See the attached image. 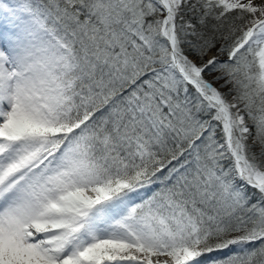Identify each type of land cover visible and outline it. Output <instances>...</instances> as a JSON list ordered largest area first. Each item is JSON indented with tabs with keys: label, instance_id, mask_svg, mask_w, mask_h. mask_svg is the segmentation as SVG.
Wrapping results in <instances>:
<instances>
[{
	"label": "rangeland",
	"instance_id": "rangeland-1",
	"mask_svg": "<svg viewBox=\"0 0 264 264\" xmlns=\"http://www.w3.org/2000/svg\"><path fill=\"white\" fill-rule=\"evenodd\" d=\"M94 1V12L99 11L100 17L105 12L109 14L101 22L103 30L79 22L52 0H0V13L10 12L20 26L24 25L21 32L31 35L22 37L30 48L40 52L35 58L44 78L41 84H34V93L41 96L39 102L44 113L33 115L24 102L11 97L15 103L8 107L7 125L0 130V264H164L154 259L156 253L176 256L174 264H235L241 262L240 257L245 254L257 255V264H264V234L260 239L258 236L252 239L232 236L228 241L232 246L219 253L210 249L203 251L200 247V242L210 231H223L227 227L225 224H233L235 218L237 224H243L252 233L264 231V179L260 181L264 170L260 168L259 160L263 156L260 151L264 149V37L257 34V24L264 19L262 10H255L245 0H191V4L193 1L208 3L204 8L209 15L220 22L219 18L227 17L222 23L233 22L232 37H242L234 46L241 44V47L234 52L233 47L227 55L218 48L225 45L223 36L216 49L205 52L204 62L195 65L199 68L195 73L191 67L193 58L183 56L175 49L176 32L171 24V12L180 15L179 6L189 0H161L169 7L165 26L163 10L157 7V0ZM127 7L132 9L131 16L134 17L128 23L134 35L124 34L123 40L122 34L116 35L114 31L107 35L104 27L110 29L111 21ZM3 26L0 18V36L8 39ZM12 35L17 34L13 32ZM117 47L123 55V74L128 68L145 71L131 81L130 88H135L130 93L107 100L106 114L113 113L119 101H124L127 109L139 103L147 111L155 110L157 124L165 118L170 128L181 126L182 136L188 138L187 150L181 153L177 164L169 166L153 181L144 179L130 184L126 176L113 182L106 180L109 178L103 173L106 169L102 168V157L88 151L89 134L81 130L80 123L70 124L78 114L86 113L94 104L100 103L92 102L84 88L93 87L92 74L107 61L110 50ZM172 50L177 65L186 74L193 78L200 76L199 82L191 81L193 90L214 104L216 110H211L209 103L210 107L206 105L204 112H209L215 121L208 118L197 121L191 117L190 104L185 100L193 99L195 92L176 71ZM16 54L13 53L14 60L25 68ZM118 55L116 52V59ZM202 78L206 80L201 82ZM117 80L113 78L111 82ZM211 83L214 88L209 89ZM180 89L181 96L178 95ZM216 97L223 101L224 113L211 99L217 100ZM164 104L172 112L177 109V117L173 112V118L168 120L163 113ZM216 121L221 122L226 131V142L219 143L213 137ZM232 127L236 130L234 135ZM246 141L253 145L257 152L254 157L260 165L245 158ZM109 143L108 140L97 142L99 148ZM125 155L126 161L130 162L133 156L128 150ZM216 155L220 158L216 159ZM224 155H230L233 162L224 159ZM124 163L123 166L127 165ZM179 168L178 173L185 177H173ZM183 181L192 185L194 191L180 187ZM240 182L255 187L252 197L245 195ZM51 183L56 187L49 189ZM198 184L207 188L209 196L215 194V198L204 199L205 193L198 189ZM13 188L23 197L37 202L38 210L44 211L42 213L63 199L62 208L83 215L81 220L76 214L69 213L51 212L47 217L52 222L77 219L71 225L59 226L65 249L75 248L65 260L48 258L45 260L49 263L44 262L47 254L39 247L40 239L26 229L31 211L19 203L8 204L10 199L18 198V193L12 192ZM35 192L47 196L48 201L40 203L33 196ZM74 192L82 193L84 197L74 202L64 197ZM179 193L181 196L188 194L190 212L177 200L173 201ZM198 199L202 204L195 202ZM82 204L87 205V209ZM103 237L106 239L100 240ZM121 238L137 250L123 253L119 259L108 258L117 249L114 239Z\"/></svg>",
	"mask_w": 264,
	"mask_h": 264
},
{
	"label": "trees",
	"instance_id": "trees-1",
	"mask_svg": "<svg viewBox=\"0 0 264 264\" xmlns=\"http://www.w3.org/2000/svg\"><path fill=\"white\" fill-rule=\"evenodd\" d=\"M43 1L46 2L48 0ZM52 1H55L58 5V8H62L66 12H69L79 22L85 23L87 26L93 24L94 26H96V28H99L101 30H103L101 23L102 20H106L109 15L105 12V15H102L100 17L99 11L94 12L92 9V2H95L94 0ZM45 2H43V4ZM206 4L208 3H204V1H193V4H191V0H189L187 3L183 2L181 3V6H179V9L181 8L180 15L177 12H171V24L173 26L174 32H176L175 38L177 41L174 43L175 49L177 50V52H179V54L183 56H190L191 58H193V64L197 66L201 65L204 62V55L206 51L217 48L216 45L219 44L218 41L222 40L223 36H225V45L219 46L218 48L227 53V55L233 49L235 44L242 38H233L234 36L232 37V33L230 30L233 26V22L230 21V23L227 24L222 23L224 19H227V17L225 16L223 18H219L221 19V22L218 20V18L214 17L213 19L209 15L208 11H206V9L204 8L206 7ZM192 5H195L196 7H192ZM131 13L132 9H130V7H127L126 9L122 10V12H118L117 15L115 14L116 16L110 24L111 28L108 29L107 27H104L105 33H107L108 35L109 32L114 31L116 35L122 34L121 40H123L124 34L132 37L134 35L133 28L128 25L129 21L132 20V18L134 19V17L131 16ZM111 14L114 16L113 11L111 12ZM144 25L145 24H143V26ZM230 33L231 35L229 36ZM116 52L119 53L117 59L115 57ZM122 56L123 55L121 51H119L118 47L116 49H111L107 61L97 69L98 71H96L95 69L94 74H92V79L94 81L91 80L93 87L85 86L84 89L86 91V95H88V97H92V102L99 101L100 103L96 105L94 104L86 113L78 114L72 119L70 124L74 125L75 123H80L81 130H85L86 133L89 134L90 139L87 143V146L89 147L88 151L91 153V155H95L100 158L102 157V168L106 169V171L103 173L109 178L106 180H111V182H113L117 178L126 176L127 178H129L130 184L137 183L138 181L144 179L153 181L158 177H161L166 172L169 166L177 164L176 160L181 159V157L179 156H181V153L184 150H187L186 145L188 142V138L182 136L181 126L170 128L169 124L166 123L165 118H162L163 121L161 120L160 124H157V113H155V110L152 109L151 111H147L142 108L141 104L139 103L127 109L124 101H119L117 106L115 107V111H113V113L109 112L106 114L107 100L109 101L110 97H120L125 93H130L131 89L135 88H130L131 81L145 71L141 68H138L137 70H135L134 68H128L127 71H125V74H123L124 72H122L121 70ZM136 71L139 72L135 73ZM131 74L133 75L131 76ZM113 78L115 80H118L112 83L111 80ZM198 78H200V76L194 77V79L199 82ZM204 80H206V78H202L201 82H204ZM185 84L190 90L195 92L193 90L194 86L192 83L186 81ZM86 87L88 88L86 89ZM212 88H214L213 83H211V87L209 89ZM209 89H206L207 92L209 91ZM197 94L198 93L195 92L193 99L189 98L188 100L184 98V100L186 99L185 101H188V104H190L188 106L191 117H193V119L197 118V121L203 118H208L209 120L215 121V119H213L214 117L208 114L209 112H204L206 105H208L209 103L210 105H212V107L208 105L210 109L216 110V108L213 106L214 104L209 102L204 97H199ZM178 95H182L181 89L178 90ZM216 98L217 100H219L220 104L223 103L221 99H219L218 97ZM239 102L242 104V100ZM162 108L163 113L166 114L165 116H167L166 118L168 120L170 118H173V112L174 116L178 113L177 109H173V112L170 111L169 107L166 104L162 105ZM87 115L88 117H86ZM102 115L107 116V120L105 117H102ZM216 123L217 129L213 131V137H215L219 143L226 142V131L223 130L222 123L219 121H216ZM231 132H233V135L235 134L236 130L234 129V127H232ZM99 140L101 142L108 140L111 141V144L109 143L110 145L106 144V146L99 148V145L97 144ZM126 145H128V149ZM252 146L253 145L248 144V141H246V143L244 144L245 158L253 162L255 165L257 162L260 165V162L254 157L257 152L253 150ZM127 150L133 156L130 162L126 161L125 159L127 158V155H125ZM260 152L263 153L262 158L259 159L261 161L260 168L264 170V149ZM262 153H260V155ZM114 155H116L117 157L114 159L111 158V156ZM216 156V159L220 158L218 155ZM223 157L224 159H228L230 162H233V159L230 155H224ZM124 162H126L127 165L123 166ZM180 169L181 168L176 171V174L173 177L179 176L180 178L181 175H183L178 173ZM182 177L185 176L183 175ZM184 181L179 186L184 188L185 191L189 190L188 192H193L194 187ZM240 185L241 188L244 189L245 195L248 196V198L252 197V192L255 190V187L250 184H243L242 182H240ZM198 186L200 187L198 189L205 193L204 199L210 200L209 197L215 198V194L209 196L210 194L206 193L207 188H205V186H202V184H198ZM187 195V193H184L183 196H181L180 193L176 194L175 197H173V201L177 200L180 204L187 208L188 212H190L191 207L189 201L186 199ZM176 197H178V199ZM184 198L186 199V201H183ZM195 202H197L199 205L202 204V200ZM249 202L250 201L248 200V203ZM237 207L238 209H241L240 205H238ZM236 220L237 219L235 218L234 222H232L233 224L231 225L225 224L227 227L223 231L215 229L213 231H210L209 234L205 236L200 242V247L202 248V250L206 251L211 248L221 247L225 245V243H227L229 240H231L232 236H240L244 238L258 236L257 238H259L262 234H264V231L257 234L252 233V231H250L248 228H245L243 224H237ZM232 232H235L236 234L230 236L229 234ZM103 239H106V237H103L100 240ZM114 240L117 249L108 258L119 259L121 254L129 252L130 250H137L132 246L130 242H126V240L122 238ZM255 257H257V255L245 254L244 257H240L239 261L241 262H236L235 264H257L258 260ZM94 263L96 262H93L91 264Z\"/></svg>",
	"mask_w": 264,
	"mask_h": 264
},
{
	"label": "bare ground",
	"instance_id": "bare-ground-1",
	"mask_svg": "<svg viewBox=\"0 0 264 264\" xmlns=\"http://www.w3.org/2000/svg\"><path fill=\"white\" fill-rule=\"evenodd\" d=\"M245 1L249 2L254 7L255 10H262V13L264 15V0H245ZM23 16H25V14ZM0 18H1L2 22L4 23L3 28H4L5 33L8 32V35H9L7 41H4V39H0V121H1L0 122V130H1V129H4L7 125V123L5 122V120H6L5 117H7L9 114V113H7L8 107L12 106V104L15 103V99H13L11 97H17L19 100L24 102L25 105H27L28 109L30 110V112L33 115H38V114L42 115L44 113L43 105L41 102H39V101H41L40 100L41 96L36 95L34 93V92H36L35 91L36 89L34 86L35 82L41 84L44 81V78H43V74L40 73L41 70L39 67H41V66L37 65L38 64V61L36 60L37 57L35 58L36 53L38 54L40 52H38L35 48H33V49L30 48L28 43L25 42L26 41L25 38H27V36L29 37L31 35H28V34L21 32L24 25H23V27L20 26L19 25L20 22L15 20V18L12 17V14L10 12H8V13L6 11L1 12ZM257 25H258L257 34L259 36L264 37V19L262 21H260ZM13 32L16 33L19 36V38H17V35L16 36L12 35ZM33 33H35V32H33ZM36 34L39 35L40 32H37ZM23 35L25 38L22 37ZM262 42H263V46H264V39L262 40ZM33 46H35V45H33ZM8 50L9 51L13 50L14 52L17 53L16 55L26 65V66H23L25 68H21L17 63L16 64L14 63V59L9 57L10 55L8 54L9 53ZM42 53H44V52H42ZM262 56H263L262 62L264 65V48H263ZM40 86H42V85H40ZM31 91H32V93H31ZM37 96H39V97H37ZM4 107H6V109H4ZM2 110H5V111H3L1 113ZM9 116H12V114H10ZM55 187H56V184L51 183L49 189H53ZM12 192L18 193V198L16 200H15V198L10 199L8 204H11V203L18 204L19 203V204L23 205L26 209L30 210L32 213L31 218H29L27 221L26 229L34 234L33 237L40 239L38 241L39 247H41L47 254V257L44 258V262L49 263V260H45L48 258L51 260L56 259V258H60L61 260H65L67 258V255L68 254L70 255V252L75 251V248H73L71 246H70L71 247L70 249H68V248H66L67 250L65 249L64 239L62 240L60 238V236H62L63 234L60 235L61 231L59 230V226H62L63 224H66V223L71 225V223L77 221V219H74L73 221H70V220L59 221L58 220V221L52 222L47 217L49 216V214L51 212H57L58 214H63V215L69 213V215H72V216H74L76 214L78 216V220H81L83 215H80V214L78 215L79 212L76 213L75 210H73V209L66 210V209L62 208L61 203H62L63 199L61 200V202H59V204H57V206H54L52 204L53 206L50 207V209L46 210L45 213H42L43 210H41V211L38 210L39 206L37 205V202L33 201L30 198L27 199V198L23 197L22 196L23 194L21 195L20 192L17 191L15 188L12 189ZM83 193H85V192H83ZM33 196L36 200H39L40 203L45 204V201H48L47 196L44 197V195H41L37 192H35L33 194ZM81 196H83V194L82 193L80 194L79 192H74V193L64 195L65 198H67L73 202L78 201ZM2 202H5V199H3ZM0 204H1V202H0ZM74 204H76V203H74ZM83 208L87 209V205H83ZM36 210H38V213ZM84 210H83V212H84ZM55 215H57V214H55ZM52 216H53V214H52ZM156 259H157V261L164 263V264L165 263L174 264L176 262V256H170V255H165V254H161V255L157 254Z\"/></svg>",
	"mask_w": 264,
	"mask_h": 264
},
{
	"label": "water",
	"instance_id": "water-1",
	"mask_svg": "<svg viewBox=\"0 0 264 264\" xmlns=\"http://www.w3.org/2000/svg\"><path fill=\"white\" fill-rule=\"evenodd\" d=\"M155 2H156V0H154ZM157 6L158 7H160L162 10H163V12H164V18H165V23H164V26L166 25V16H167V12H168V9H169V7H168V5H165L161 0H157ZM167 41V43H168V45H171V42L167 39L166 40ZM243 43V42H242ZM241 47V44H239V45H237L236 47H234V49H233V52L235 51V50H237L238 48H240ZM172 53H173V57H174V59H175V55H174V52H173V50H172ZM175 66H176V70L178 71V73L183 77V79H185V80H190V81H192V82H195V80L193 79V78H191L190 76H188V75H186V73L181 69V68H179L178 66H177V63L175 62ZM192 70H193V72H197L198 70H199V68H196V66L195 65H193L192 66ZM200 92H202L203 93V91L202 90H200ZM212 99V101L213 102H215L217 105H218V108H219V110L221 111V112H224V110H223V108H222V106L219 104V102L215 99V98H211ZM229 153L233 156V158H234V160L235 161H237L238 159L236 158V156H234L233 154H232V151L231 150H229ZM264 179V175L263 176H260V181H262ZM224 248L225 247H223V248H218V249H213V250H211V252H221V251H223L224 250Z\"/></svg>",
	"mask_w": 264,
	"mask_h": 264
}]
</instances>
